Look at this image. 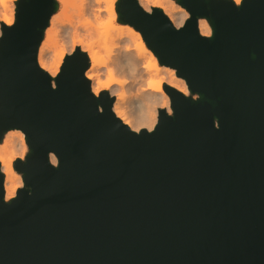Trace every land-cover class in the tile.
<instances>
[{
	"label": "water",
	"instance_id": "1",
	"mask_svg": "<svg viewBox=\"0 0 264 264\" xmlns=\"http://www.w3.org/2000/svg\"><path fill=\"white\" fill-rule=\"evenodd\" d=\"M177 1L180 27L118 2L197 95L165 84L172 114L151 131L95 96L80 48L53 84L37 56L57 2L17 1L0 36V140L21 129L29 154L9 201L0 170V264H264V0Z\"/></svg>",
	"mask_w": 264,
	"mask_h": 264
},
{
	"label": "bare ground",
	"instance_id": "2",
	"mask_svg": "<svg viewBox=\"0 0 264 264\" xmlns=\"http://www.w3.org/2000/svg\"><path fill=\"white\" fill-rule=\"evenodd\" d=\"M76 1H79L77 16H73L69 12ZM233 1L239 6L243 0ZM58 2V10L49 20L37 56L38 64L51 75L53 84L66 58V48L70 53L80 48L89 58L86 77L92 92L97 97L103 91L114 96V113L135 131L144 128L151 131L157 124L160 108L172 114L165 84L188 95L185 79L177 75L175 68L160 62L140 30L119 17L118 0ZM139 4L149 13L154 8L161 9L176 26L188 17L177 0ZM2 5L5 12H0V36L2 24L10 26L16 19L6 0H2ZM198 27L203 36L213 35L214 29L207 17L198 18ZM27 145L25 133L17 128L6 131L0 140V170L4 175L6 201L14 198L23 184V174L15 168V161L24 158ZM50 162L57 165L54 154L50 155Z\"/></svg>",
	"mask_w": 264,
	"mask_h": 264
},
{
	"label": "rangeland",
	"instance_id": "3",
	"mask_svg": "<svg viewBox=\"0 0 264 264\" xmlns=\"http://www.w3.org/2000/svg\"><path fill=\"white\" fill-rule=\"evenodd\" d=\"M17 1L18 0H6V2H7V4L9 5V9H11V10H14V16L16 17V9H17ZM154 1H159V0H139V2H143V3H145V2H151V3H153ZM56 2H57V9H56V11L58 10V7H59V2H58V0H56ZM118 2H119V0H118ZM74 5L75 6H73L72 8H70L71 10H70V12H69V14H71V13H73V16H77V11H78V7L77 6H79V1H76V2H74ZM178 5H179V8L181 9V8H185V7H183L182 5H180L179 3H178ZM186 9V8H185ZM11 10H9V14L11 13ZM5 12L4 11V7H3V5H2V0H0V12ZM56 11H55V13H56ZM117 11H118V3H117ZM187 11V10H186ZM188 12V11H187ZM119 13V12H118ZM1 14V13H0ZM168 16V15H167ZM119 17H120V15H119ZM169 17V16H168ZM190 17V14H189V12H188V17L186 18V20L188 19ZM123 20V19H122ZM185 20V21H186ZM173 23V22H172ZM185 23V22H184ZM183 23V24H184ZM174 24V23H173ZM182 24V25H183ZM182 25H180V26H182ZM176 26V25H175ZM180 26H176V27H180ZM1 32H2V29H1ZM68 54H71L70 53V51L66 48V56L68 55ZM65 60V59H64ZM188 95H191V96H193V97H196L197 95H193V94H191L190 92H188ZM127 96H128V98H130V94H127ZM171 105V104H170ZM164 108V107H163ZM166 109V108H165ZM167 110V109H166ZM157 121H158V113H157ZM3 138V137H2ZM27 147H28V145H27ZM28 150V151H27ZM29 154V147L28 148H26V151H25V156H24V158L22 159V160H25V158H26V156ZM18 160V159H17ZM20 172V171H19ZM21 173V172H20ZM24 186V183L22 184V186L21 187H23ZM20 187V188H21Z\"/></svg>",
	"mask_w": 264,
	"mask_h": 264
}]
</instances>
